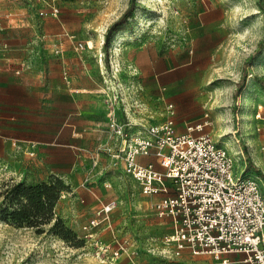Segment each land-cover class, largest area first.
Here are the masks:
<instances>
[{
    "label": "rangeland",
    "instance_id": "obj_1",
    "mask_svg": "<svg viewBox=\"0 0 264 264\" xmlns=\"http://www.w3.org/2000/svg\"><path fill=\"white\" fill-rule=\"evenodd\" d=\"M128 3L0 0V190L60 176L70 190L55 212L75 234L0 219V264L216 263L165 245L172 222L154 204L166 194L143 193L125 170L118 130L129 122L201 124L193 135L264 178V0H134L105 43ZM66 117L72 155L53 140ZM137 160L162 170L153 154Z\"/></svg>",
    "mask_w": 264,
    "mask_h": 264
},
{
    "label": "built area",
    "instance_id": "obj_2",
    "mask_svg": "<svg viewBox=\"0 0 264 264\" xmlns=\"http://www.w3.org/2000/svg\"><path fill=\"white\" fill-rule=\"evenodd\" d=\"M199 128L188 125L178 133L171 116L160 123H126L118 130L120 151L129 140L125 170L143 193L166 194L154 208L171 219L164 242L174 255L187 250L228 264L227 254L242 253L234 264H264V178L246 168L240 152H229L207 133H191ZM261 152L264 160V144ZM150 154L162 170L138 162Z\"/></svg>",
    "mask_w": 264,
    "mask_h": 264
},
{
    "label": "trees",
    "instance_id": "obj_3",
    "mask_svg": "<svg viewBox=\"0 0 264 264\" xmlns=\"http://www.w3.org/2000/svg\"><path fill=\"white\" fill-rule=\"evenodd\" d=\"M133 8L134 0H129L124 12L107 27L105 43L110 35L120 28L121 23L126 21ZM247 166H252L249 160ZM255 170L260 173L257 168ZM69 190V185L55 174L33 184L22 181L6 183L0 190V219L16 227L35 228L38 233L43 232V227L49 224L48 232L65 241L74 242L75 234L55 212V205L61 193Z\"/></svg>",
    "mask_w": 264,
    "mask_h": 264
},
{
    "label": "crops",
    "instance_id": "obj_4",
    "mask_svg": "<svg viewBox=\"0 0 264 264\" xmlns=\"http://www.w3.org/2000/svg\"><path fill=\"white\" fill-rule=\"evenodd\" d=\"M75 130L76 129H75L73 120L70 121L68 119V117H66L65 123L55 133V137L53 139L54 141L64 142L63 144H61L62 146L70 147V149L68 150L67 153L71 154V155L74 153L73 148L75 147L74 145L76 143V141H75V132L76 131ZM63 134H64V136H63ZM62 137H64V138H62ZM62 139H64V140H62ZM39 142L42 143V141H39ZM45 156H47V154H45ZM141 160H142V158H141ZM67 167H68V165H67ZM227 257L229 259L228 264H234L235 262H237L238 260H240L243 257V254L242 253H230V254H227ZM211 264H220V263H211Z\"/></svg>",
    "mask_w": 264,
    "mask_h": 264
}]
</instances>
